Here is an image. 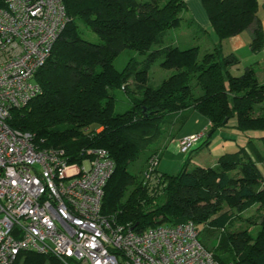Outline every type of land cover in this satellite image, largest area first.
<instances>
[{
	"label": "trees",
	"instance_id": "16d2710c",
	"mask_svg": "<svg viewBox=\"0 0 264 264\" xmlns=\"http://www.w3.org/2000/svg\"><path fill=\"white\" fill-rule=\"evenodd\" d=\"M202 3L219 38L205 52L207 32L188 14L185 0H64L68 23L35 77L42 91L13 108L7 125L31 133L39 147L65 149L70 161L89 149L105 150L115 170L102 214L115 223L142 232L193 221L199 234L201 227L219 231L217 242H201L220 262L264 264V83L253 65L234 75L240 59L223 51L224 40L249 28L251 49H263L259 0ZM179 28L189 32L172 35ZM127 51L136 54L118 67L116 59ZM158 59L172 71L160 82L150 75ZM118 89L129 95L121 112ZM194 112L211 126L197 151L234 116L240 132L261 135L249 136L246 146L221 155L214 166L190 167V155L178 173L156 168L157 180L148 179L151 158L163 152L150 147L153 141L165 125L181 127ZM146 150L140 171L133 172L131 165ZM255 205L256 213L245 217ZM240 221L245 223L236 226ZM13 264L62 263L21 252Z\"/></svg>",
	"mask_w": 264,
	"mask_h": 264
},
{
	"label": "built area",
	"instance_id": "2783aa9c",
	"mask_svg": "<svg viewBox=\"0 0 264 264\" xmlns=\"http://www.w3.org/2000/svg\"><path fill=\"white\" fill-rule=\"evenodd\" d=\"M67 23L64 0H0V264H13L21 252L62 264H234L215 258L193 221L136 232L104 216L115 170L105 150L70 161L65 149L39 147L31 133L7 125L13 108L41 93L36 74ZM203 136L178 145L187 150ZM159 161L151 158L148 179L158 176Z\"/></svg>",
	"mask_w": 264,
	"mask_h": 264
},
{
	"label": "rangeland",
	"instance_id": "374dc122",
	"mask_svg": "<svg viewBox=\"0 0 264 264\" xmlns=\"http://www.w3.org/2000/svg\"><path fill=\"white\" fill-rule=\"evenodd\" d=\"M187 31L188 29L186 28L185 29L184 28L174 29L172 30V35L174 34L182 35L181 33L184 34ZM211 31H214L212 30V27H211ZM93 38L96 39V37L94 36ZM207 39L208 38H205V40L202 41L204 42L202 44V49H201L202 52H205L207 50H212L214 48V45H212L211 42ZM225 41H228V39H226ZM232 44H233L232 42H228L224 45L223 47L224 53L228 54L231 52L229 50L230 48H232ZM181 46H184V45H181ZM134 54L136 53L132 51H127V52L122 53L116 59L117 66L122 67V65L128 60L129 56L134 55ZM160 61L161 59H158L152 65V68L150 71V75L154 77L155 79H157L158 82H160L161 80L169 76L172 72L170 69L162 68L159 65ZM244 69H245L244 66L241 63H239L238 66L232 68V73L234 75H240L243 73ZM116 93L118 96V105H117L116 110L118 112L125 111L129 107V104H130L129 95L121 89H118ZM198 116L202 117L206 123L205 129H202V131H199V132H203L204 130L210 131L211 129L210 121L206 117H203L199 114ZM236 125H237V119L234 116L229 120L228 126H224L215 131V133L212 136L210 145L208 147H204L202 151H199V150L197 151L196 148L200 146L206 140V137L204 136L199 140L198 143L191 146L187 150H182L178 145L181 139L187 137L185 136V132L187 130H190L196 127L194 120L188 119V121H186L181 127L177 125L176 126L165 125L164 128L166 130L164 132V135H162L161 137L153 141L152 145L150 146L152 149L156 148V149L163 151V153L160 156L158 168L161 170V172H166L168 174H176L181 170L182 166L184 165V163L186 162L187 158L190 155H192L190 167L195 164H204V166H207V167L214 166L212 165L214 162L213 161L214 156L213 154H211V150L214 151V154H219L218 157L227 152H236L237 150H239L240 147L247 145L249 136L254 135L253 137H258L261 135V132L259 131L250 132L249 135L244 134L236 128ZM199 132L197 133L199 134ZM173 139L175 140L173 141ZM146 153H147V150L142 152L139 158L131 165V170L133 172L140 171L143 161L145 159ZM260 168L262 170L263 180H264V162L260 164ZM257 206L258 205H255L251 209L247 210L244 213V216L246 217V216H250L256 213ZM243 223H245V221H240L237 223L236 226L241 225ZM258 228H259L258 225H254L253 227L254 232H257ZM200 230H201L199 234L200 240L202 239L205 242H209V241L217 242L218 236H219L218 230H213V229H209L205 227H201ZM71 264H79V263L76 261H71Z\"/></svg>",
	"mask_w": 264,
	"mask_h": 264
},
{
	"label": "crops",
	"instance_id": "0c3cea01",
	"mask_svg": "<svg viewBox=\"0 0 264 264\" xmlns=\"http://www.w3.org/2000/svg\"><path fill=\"white\" fill-rule=\"evenodd\" d=\"M188 4V14L193 17L196 21L198 27L204 28L206 30V38L215 46L218 43V35L211 31L210 20L208 14L203 6L202 0H185ZM258 16L262 22L263 32H264V0H259ZM213 30V29H212ZM253 39V29L249 28L240 34L228 38V41H223V47L226 43L232 42V48H230V53H234L239 59L240 63L245 67L253 65L256 69L258 79L261 83H264V47L259 52H254L251 49V42ZM200 115V114H199ZM189 120H194L196 127L185 132V136H190L196 134L202 129H205L206 123L202 117L198 116V113H193ZM178 139V138H177ZM175 139H173L174 141ZM210 145V144H209ZM203 148L199 151H202ZM163 153V152H162ZM229 153V152H227ZM213 154V164L215 165L219 159V154H214V151L211 150ZM204 166V164H198ZM160 170V169H159ZM161 171V170H160Z\"/></svg>",
	"mask_w": 264,
	"mask_h": 264
},
{
	"label": "water",
	"instance_id": "95a60500",
	"mask_svg": "<svg viewBox=\"0 0 264 264\" xmlns=\"http://www.w3.org/2000/svg\"><path fill=\"white\" fill-rule=\"evenodd\" d=\"M228 121V119H225V123Z\"/></svg>",
	"mask_w": 264,
	"mask_h": 264
}]
</instances>
